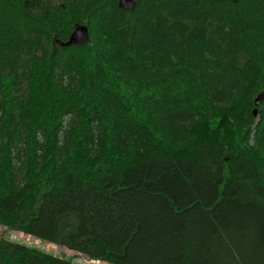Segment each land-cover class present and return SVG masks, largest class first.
<instances>
[{"label":"trees","instance_id":"16d2710c","mask_svg":"<svg viewBox=\"0 0 264 264\" xmlns=\"http://www.w3.org/2000/svg\"><path fill=\"white\" fill-rule=\"evenodd\" d=\"M119 1L0 0V226L90 262L264 264V0ZM0 264L79 263L0 237Z\"/></svg>","mask_w":264,"mask_h":264},{"label":"rangeland","instance_id":"374dc122","mask_svg":"<svg viewBox=\"0 0 264 264\" xmlns=\"http://www.w3.org/2000/svg\"><path fill=\"white\" fill-rule=\"evenodd\" d=\"M0 237L6 238L13 242L22 243L29 245L31 247L39 248L43 251L52 253L53 255L58 257H65L67 259H72L74 262L79 264H108L103 262H92V261L90 262L80 253H77L75 251L69 250L64 247L56 246L54 244L41 242L24 233L8 230L3 226H0Z\"/></svg>","mask_w":264,"mask_h":264},{"label":"water","instance_id":"95a60500","mask_svg":"<svg viewBox=\"0 0 264 264\" xmlns=\"http://www.w3.org/2000/svg\"><path fill=\"white\" fill-rule=\"evenodd\" d=\"M237 3L239 0H233ZM120 8L124 10H132L135 7V0H120ZM90 39L89 29L87 26H78L75 28L67 42L57 41L58 45L61 47L67 48L73 45H84ZM264 102V91L258 94L255 99V103L258 104ZM254 115H257V109L254 111Z\"/></svg>","mask_w":264,"mask_h":264}]
</instances>
